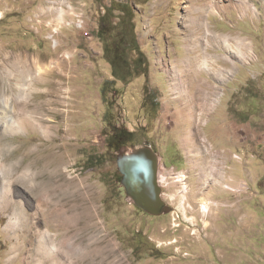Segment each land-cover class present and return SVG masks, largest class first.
<instances>
[{
  "label": "rangeland",
  "instance_id": "374dc122",
  "mask_svg": "<svg viewBox=\"0 0 264 264\" xmlns=\"http://www.w3.org/2000/svg\"><path fill=\"white\" fill-rule=\"evenodd\" d=\"M112 2L132 12L123 48L133 68L136 35L147 75H113L97 35ZM0 12V100L15 105L0 104V264H264V0H0ZM206 52L218 78L197 74L217 94L189 106L169 70ZM11 112L24 130H2ZM110 122L135 133L128 148L158 153L171 213L129 199Z\"/></svg>",
  "mask_w": 264,
  "mask_h": 264
},
{
  "label": "bare ground",
  "instance_id": "6f19581e",
  "mask_svg": "<svg viewBox=\"0 0 264 264\" xmlns=\"http://www.w3.org/2000/svg\"><path fill=\"white\" fill-rule=\"evenodd\" d=\"M1 18H2V13L0 12V19ZM200 18L201 17H199V18L198 17H193L191 21H193V23H197L198 22L199 24H201L199 22ZM207 28L210 29L208 24H207ZM207 32L208 33H206V35L210 34V30L207 31ZM186 40H187V45L186 46L188 47V50L190 51V53L196 51L195 47L193 46L194 40H195L193 38V35H189ZM204 42L205 41L203 40V43ZM227 47H228L229 50H231V46H230V44L228 42H227ZM205 54H207V55H205ZM205 54L202 55L203 58L205 57V59L203 60L204 63L202 65L200 64L201 59H200L199 56L190 55L188 58L183 60L184 63H185L184 64L185 67H179L178 66V67H175V68L169 70V73H170V76H171V79H172L173 88L175 90H177L178 97H180L181 99L185 100V102L188 103L189 106L199 107V106H201V104H203V106H204L207 101H210L212 94H217V90L212 88V86L210 84L206 83L204 81V79L200 78L199 74H197V73H201L200 71L202 69H205L207 71H210V70L213 71V69L211 68V66L209 65V62H208V53L206 52ZM240 55H241L242 58L245 57V55H243L241 53H240ZM199 64H200V66H199ZM37 66H38L37 67L38 68V72L40 74L45 68L43 66L41 67V65H38V63H37ZM213 72H214L215 76L218 78V71L217 72L213 71ZM220 72H222V71H220ZM7 101L3 97L0 100V104H5V105L8 106V108H10L12 110H15L13 108L15 105L13 103H11L10 101H8L10 103L9 104ZM212 103H213V101H212ZM10 114H11V116L9 117L10 119L5 124H3L1 126L2 130L3 131H8L9 128H11V127L14 128V129L24 130V127L21 126V124L18 123L15 120L14 117H16V115L13 112H11ZM35 122H37V120ZM202 207H203V209L205 211L209 210L208 209V205L205 204V203H203ZM46 214H45V217H42L41 223L45 222L47 220L46 219ZM19 221H20L19 217H17L15 215V213H13V215L10 217V220H9L7 226L10 227V228L11 227L15 228L19 224ZM49 232H50V230H49ZM39 245H40V248H42V250H44L47 255H50V257L51 256L53 258L54 257H59L58 247L55 244H51V240H50L49 235L47 233H45V234L41 233V238H40V241H39Z\"/></svg>",
  "mask_w": 264,
  "mask_h": 264
},
{
  "label": "trees",
  "instance_id": "16d2710c",
  "mask_svg": "<svg viewBox=\"0 0 264 264\" xmlns=\"http://www.w3.org/2000/svg\"><path fill=\"white\" fill-rule=\"evenodd\" d=\"M116 10H119L121 12L120 14H123L120 21L116 23H120L119 28L121 29L122 35L123 32L125 33V24L121 23L123 19L130 22L131 26L129 30L134 32V25L131 23L133 15L128 7H124L123 5H121V7H117L114 2H112L111 5H109V7L104 11V13L100 15L97 35L104 43V56L112 65L113 75L117 79H121L123 81H127L128 77L130 78L132 73L147 75L148 69L145 68L142 70L141 68L143 65H146V56L145 53L140 49L136 35L131 37L134 49L138 52L133 68L130 67L126 51L123 48V46L126 45L124 39L125 36H121V39L119 40L121 41L120 44L114 42V40L110 37L115 30L113 18L115 16ZM111 119V112H109L106 115V120L110 121ZM109 128L110 132L107 136V146L109 151L118 152L122 148L134 143L135 133L133 131L125 127L117 126L116 124H112L111 122ZM88 162L90 166H94V163L91 161V157L88 158Z\"/></svg>",
  "mask_w": 264,
  "mask_h": 264
},
{
  "label": "water",
  "instance_id": "95a60500",
  "mask_svg": "<svg viewBox=\"0 0 264 264\" xmlns=\"http://www.w3.org/2000/svg\"><path fill=\"white\" fill-rule=\"evenodd\" d=\"M121 183L129 199L154 216L168 211L159 181L160 158L150 144L124 147L117 155Z\"/></svg>",
  "mask_w": 264,
  "mask_h": 264
},
{
  "label": "flooded vegetation",
  "instance_id": "af4514ba",
  "mask_svg": "<svg viewBox=\"0 0 264 264\" xmlns=\"http://www.w3.org/2000/svg\"><path fill=\"white\" fill-rule=\"evenodd\" d=\"M147 98H149V105H151V113H152V106H153V108L155 107V106H158L159 105V99L156 97V96H154V94H152V90H149V92L147 93ZM169 155L170 156H175L176 155V149H173V148H170V150H169ZM140 208V207H139ZM142 209V208H141ZM143 210V209H142ZM144 211V210H143ZM144 212H146V211H144ZM147 214H149L148 212H146ZM169 214V213H171V209H170V206L168 207V211L165 213V214ZM149 215H151V214H149Z\"/></svg>",
  "mask_w": 264,
  "mask_h": 264
}]
</instances>
